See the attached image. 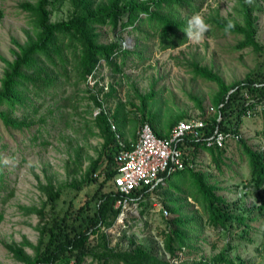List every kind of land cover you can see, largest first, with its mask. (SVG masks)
Returning a JSON list of instances; mask_svg holds the SVG:
<instances>
[{
    "label": "rangeland",
    "instance_id": "374dc122",
    "mask_svg": "<svg viewBox=\"0 0 264 264\" xmlns=\"http://www.w3.org/2000/svg\"><path fill=\"white\" fill-rule=\"evenodd\" d=\"M21 1L0 0V76L5 60L13 57L15 42L24 43L32 33L30 15L19 6ZM79 4L80 0H51L49 19H65L79 9ZM245 7L255 16L258 49L237 47L242 37L239 33L225 35L215 27L198 44L186 40L172 48H161L145 22L139 29L104 23L95 24L93 31L96 41L118 44L120 51L111 56L115 63L99 58L96 67L83 77L76 65L70 66L63 77L59 68L49 64L47 74H53L56 83L30 86L29 105L12 113L24 117L28 125L15 129L0 120V264H26L12 253L10 245L19 246L23 255H33L47 205L42 215L36 209L41 208L50 189L66 190L80 182L89 162L97 156L104 134H118L127 142L134 138L143 118L162 134L173 118L210 117L215 112L213 99L218 86L194 67L218 75L226 85L247 72H264V0H203L192 15L199 13L205 18L217 11L241 21ZM261 119L259 111L244 115L238 128L241 139L255 150L264 149ZM185 155L190 167L206 176L215 194L239 206L235 210L242 213L248 227L234 221L227 229L212 227L192 198L193 185L179 181L183 176L174 172L152 193L167 208L166 215L147 197L129 209L125 218L109 216L88 237L90 253L81 264H128L108 252L136 248L166 257L162 231L168 229L165 220L176 216H194L202 223L201 231L196 230L197 240L178 252L177 262L207 259L225 249L223 255L231 259V264H264V248L259 246L264 192L250 179L247 156L239 140L227 143L216 159L203 148L188 149ZM253 199H260L261 206H255Z\"/></svg>",
    "mask_w": 264,
    "mask_h": 264
},
{
    "label": "trees",
    "instance_id": "16d2710c",
    "mask_svg": "<svg viewBox=\"0 0 264 264\" xmlns=\"http://www.w3.org/2000/svg\"><path fill=\"white\" fill-rule=\"evenodd\" d=\"M50 1L19 2V6L30 15L32 33L24 43L15 42L13 57L5 60L6 66L0 76V120L6 127L21 129L28 125L24 117L12 113L17 108L24 109L29 105L30 96L27 91L30 86L36 88L39 84L56 83V77L47 74L46 68L50 67L49 64L51 67L59 68L63 77L67 76L70 66L76 65L80 68V76L83 77L85 73L96 67L99 58L107 63H115L111 56L114 52L120 51L118 44L115 41L110 43L96 41V33L93 31L95 24L109 23L115 26L118 23L120 28L129 26L139 29L141 23L145 22L147 27L155 32L161 48H172L187 40L183 32L187 21L203 3V0H103L97 3L93 2L95 0H80L79 9L73 11L67 18L50 20L48 11ZM254 18L255 16L245 7L241 21L221 15L217 11L208 13L205 20L212 27L223 31L231 20L235 25L231 32L242 36L236 46L250 45L258 49L260 45L254 39L256 29ZM194 69L202 76L214 80L218 86L213 99L215 112L210 117L201 115L206 118L207 130H211L215 123L222 128L238 129L246 109L252 107L255 102L264 100V72H247L241 79L226 85L218 75L202 67H194ZM244 93L247 96H244ZM217 114H219L218 121L215 119ZM260 114L262 118L260 132L264 140V106ZM97 117L103 118L100 114ZM181 118L183 117L173 118L169 122V127ZM153 131L160 135L156 130ZM238 140L247 156L250 179L254 187L262 193L264 192V149H252L241 137ZM186 143L185 152L188 149L203 148L213 159L219 157L225 146L221 148L204 146L194 139H186ZM117 147L116 137L112 134H104L100 150L89 162L80 182L66 190L58 187L47 192L41 208L36 209L42 215L41 210L47 205V212L38 226L39 238L33 246L34 253L28 257L22 254L19 246L10 245L16 257L26 264H81L84 257L90 253L86 247L88 237L94 234L109 216L112 218L116 214L113 201L117 192L114 189L112 175L113 155ZM101 163L103 166L97 169ZM174 172L183 176L179 181H188L193 185L192 198L198 202L207 223L212 227L227 229L232 226L233 221L245 228L248 227L242 213L235 210L239 206L215 194L212 190L213 186L206 182L203 173L185 166L167 174L165 180H168ZM61 193L64 194L62 198H60ZM253 201L255 206L262 204L260 199ZM191 217L182 219L176 216L165 220L168 229L162 231V246L166 257H158L156 253L143 248L108 252V255L122 257L128 264H216L218 262L231 264V259L223 255L225 249L207 259L176 261L178 252H183L185 247L192 246L197 240L196 230L201 231V220ZM93 255L97 254L93 253ZM169 258H173L174 261H169Z\"/></svg>",
    "mask_w": 264,
    "mask_h": 264
},
{
    "label": "built area",
    "instance_id": "2783aa9c",
    "mask_svg": "<svg viewBox=\"0 0 264 264\" xmlns=\"http://www.w3.org/2000/svg\"><path fill=\"white\" fill-rule=\"evenodd\" d=\"M244 96L247 94L244 93ZM263 106L264 100L255 102L244 114L260 112ZM215 119L219 120V114ZM115 136L118 147L113 155L112 181L117 195L113 207L116 209L115 217L122 219L129 209L147 197H151L153 206L166 215L167 208L153 198L152 193L164 182L167 174L191 166L184 150L186 139H194L204 146L221 148L238 140L240 133L233 127L222 128L218 123L211 130H207L206 118L188 116L176 120L160 135L154 133L146 119H142L134 139L124 142L118 138V134ZM259 244L264 248V228L260 233Z\"/></svg>",
    "mask_w": 264,
    "mask_h": 264
},
{
    "label": "clouds",
    "instance_id": "9594fccd",
    "mask_svg": "<svg viewBox=\"0 0 264 264\" xmlns=\"http://www.w3.org/2000/svg\"><path fill=\"white\" fill-rule=\"evenodd\" d=\"M248 2H251V0H248ZM234 27V23L229 20L224 29L225 35H230L231 30ZM211 30L212 25L206 22L204 16L197 13L188 19L187 26L183 32L186 34L187 40L198 44L206 38L207 33H209Z\"/></svg>",
    "mask_w": 264,
    "mask_h": 264
},
{
    "label": "crops",
    "instance_id": "0c3cea01",
    "mask_svg": "<svg viewBox=\"0 0 264 264\" xmlns=\"http://www.w3.org/2000/svg\"><path fill=\"white\" fill-rule=\"evenodd\" d=\"M165 133V132H164Z\"/></svg>",
    "mask_w": 264,
    "mask_h": 264
}]
</instances>
